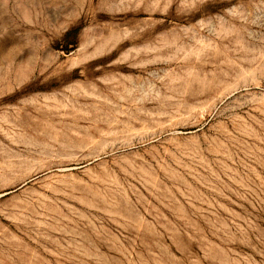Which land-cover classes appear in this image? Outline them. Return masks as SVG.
Returning <instances> with one entry per match:
<instances>
[{"label": "rangeland", "instance_id": "obj_1", "mask_svg": "<svg viewBox=\"0 0 264 264\" xmlns=\"http://www.w3.org/2000/svg\"><path fill=\"white\" fill-rule=\"evenodd\" d=\"M0 264H264V0H0Z\"/></svg>", "mask_w": 264, "mask_h": 264}]
</instances>
